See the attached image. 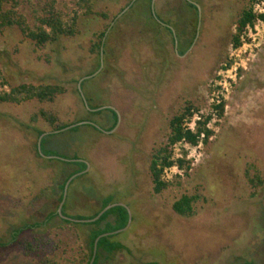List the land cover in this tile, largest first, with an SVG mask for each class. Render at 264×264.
<instances>
[{"label":"rangeland","instance_id":"1","mask_svg":"<svg viewBox=\"0 0 264 264\" xmlns=\"http://www.w3.org/2000/svg\"><path fill=\"white\" fill-rule=\"evenodd\" d=\"M50 1L20 0L19 11L33 24L34 12ZM53 1L68 17L78 0ZM131 1L90 0L92 13L79 11L78 33L43 47L18 28L0 34V67L11 86L66 89L52 102L0 104V264H43L47 257L81 264L93 227L67 225L58 216L45 224L58 211L65 179L79 168L65 162L76 159L89 166L66 182L65 216L88 217L105 198L131 213L127 230L112 231H119L113 240L124 248L103 252L98 264H264V184L254 189L248 180L255 174L264 180V26L252 36L235 24L243 9L253 11L264 0H189L196 14L185 0H153L154 15L170 30L155 19L147 23L148 0L122 17ZM117 15L100 58L92 43ZM244 31L246 45L234 52L232 35ZM223 91L220 118L210 101ZM188 101L195 107L184 125L200 113L211 117L207 127L214 134L207 143L201 136L197 146H172L175 162L162 178L179 184L157 195L151 154L167 141L169 121ZM41 109L69 125L45 135L39 151V132L51 131L42 118L31 119ZM178 159L186 163L179 167ZM196 193L206 201L194 205L192 217L172 210L183 194ZM107 221L113 225L114 218ZM34 224L40 226L12 240L16 230ZM23 239L34 240L37 249H25Z\"/></svg>","mask_w":264,"mask_h":264},{"label":"trees","instance_id":"2","mask_svg":"<svg viewBox=\"0 0 264 264\" xmlns=\"http://www.w3.org/2000/svg\"><path fill=\"white\" fill-rule=\"evenodd\" d=\"M139 0H132L126 8L122 9L120 14L122 17L127 16L130 9L136 5ZM148 8L147 13L149 14L147 23L152 24V21L155 19L156 23L163 25L159 22L158 15H154L153 10V0H148ZM190 7V9L196 13H198L196 4L192 3L189 0H185ZM21 5L20 0H0V34L3 33L4 30L8 28H18L22 35L34 42L37 46L43 47L46 44L54 43L58 41L62 37H69L74 36L78 33V21L80 18V10L86 8V13H92V4L90 0H78L76 5L77 8L73 10L72 15L68 17L65 16L62 10H59L55 7V1H50L43 7L40 11H35L33 15V24H30L27 18L19 11V7ZM153 5V6H152ZM146 8V7H145ZM100 16L107 18L105 13H100ZM119 15L115 16L111 23L107 26V29L100 31L96 35V40L93 41L91 46V52L96 53L101 58L106 55L107 50V42L108 36L107 31L110 28V33L113 31L112 24L116 21H119ZM260 18L264 21V15H260ZM256 16L253 13L250 6L243 9L242 13L236 20V26L239 31L244 29L246 25L253 24L255 21ZM154 22V21H153ZM164 26V25H163ZM166 27V26H164ZM169 29L168 27H166ZM154 30V29H151ZM170 30V29H169ZM196 32V31H195ZM232 42L235 46L239 45V36L236 34L232 35ZM101 63L99 64L100 68ZM66 92V89L62 85L58 84H31V83H23L17 86H11L9 81L4 76L1 67H0V104L4 103H11V104H21L23 102L37 100L39 102H52L54 99L62 95ZM223 101L221 104L215 106L218 109V116L220 118L224 115V104ZM195 105L191 101H188L183 106L182 110L175 114L171 120L169 121V134L167 136V141L155 148H153L150 164H149V174L153 184V192L157 195L161 194L164 190H166L169 186L176 184L178 186L179 182H171L165 181L162 178L163 171L165 168L171 167L175 161L171 160V149L172 146L178 142L186 141L192 146H197L201 141V136L203 135V142L207 143L210 137L214 134L212 130L207 127V123L211 119L210 116H202V121H197L195 130L186 129L184 127V121L187 117L192 116L193 109ZM98 112V111H96ZM115 116L116 113L114 112ZM38 118H42L50 127L51 133L54 134L55 131L60 132L65 127H68L69 124H63L56 113H52L50 111H46L41 109L40 111L36 112L33 117L31 118L32 121H35ZM114 127V126H113ZM112 127V128H113ZM96 128V127H95ZM45 133V131L39 132V135ZM44 142V138L42 139V143ZM56 159V158H54ZM60 160V159H56ZM76 164L79 168L77 172L82 171V168L86 167V163L81 161L80 159H76L74 161H66L67 164ZM179 167H182L186 162L183 159L177 160ZM189 166L187 170H189ZM73 171L69 174V176L65 179L64 183L61 186L62 193L59 197V202L63 199V191L64 186L67 180L75 174ZM187 175V171L184 173ZM184 175H179L178 178H181ZM249 183L254 189H257L264 184V180L257 174L253 177L248 176ZM203 199L206 201V198L202 197L200 194H183L180 198L175 200L172 204V210L182 216V217H192L195 214L194 205L200 200ZM111 198H105L103 203L94 214L85 217V216H78L76 219H91L94 218L104 207L112 204ZM65 204L63 205L62 212L64 214ZM1 213V211H0ZM54 216H58L62 219L64 223L67 225L81 223V221L76 222L73 220H67L62 218L58 211L55 213H51L48 215L45 224L49 222ZM113 217V225L108 222L109 217ZM129 220V213L126 207L123 206H115L108 211H106L97 221L95 222H83L93 228L89 232V252L84 251L82 253L81 264H90L91 259L93 257V249L95 240L102 234L107 232H112L122 227H125ZM104 223L103 227L100 225ZM40 224L34 225H25L23 228H20L14 232L12 235V240H15L17 235L22 232L25 228L30 227H38ZM115 234L110 236L101 237L97 244V252L95 255V259L93 264H98L101 255L104 253L112 254L117 250L123 249L124 245L120 242L114 241L113 238ZM41 243V242H40ZM25 249L28 251H34L37 249V246L34 244V240L23 239L19 242ZM63 258H56V257H47L43 264H64L62 262ZM144 264H159L157 262H146ZM240 264H251L249 261H243Z\"/></svg>","mask_w":264,"mask_h":264},{"label":"built area","instance_id":"3","mask_svg":"<svg viewBox=\"0 0 264 264\" xmlns=\"http://www.w3.org/2000/svg\"><path fill=\"white\" fill-rule=\"evenodd\" d=\"M261 5H264V2L256 3L255 6H254V9H253V13L256 16V19H255L256 23L253 22V24H248L244 28V30H248L249 34H252V36H253V34L256 35L255 32H257L259 25H263L264 26V21L260 18V15H258V16L256 15V13H258V12L261 15L264 14L263 10L260 9ZM244 35H246V31H244V33L240 35V37H239V45L238 46L232 45V48L234 49L233 50L234 52L237 51V50H241L246 45L245 44L246 41L244 39ZM233 56H234V53L232 52L231 57H233ZM218 76L219 77L222 76V72H219ZM222 85L223 84L221 82H219L217 86H219V88H222V87H224ZM224 88H225V92H227L228 89H226V87H224ZM224 98H225L224 91L223 92H218L216 95L213 96V98L210 101V104L215 107V106L221 104L224 101ZM201 114H203V113H201ZM210 114L212 116L215 115V113H210ZM202 116L203 115H200V113H197L196 115H194L192 117L191 123L184 125V127L186 129L195 130L197 121L201 120ZM202 137H203V135H202ZM183 142L187 143L186 141H181V142H178V143H183ZM187 144H189V143H187Z\"/></svg>","mask_w":264,"mask_h":264},{"label":"water","instance_id":"4","mask_svg":"<svg viewBox=\"0 0 264 264\" xmlns=\"http://www.w3.org/2000/svg\"><path fill=\"white\" fill-rule=\"evenodd\" d=\"M83 81V80H82ZM81 81V82H82ZM75 125H73V126H71V127H74ZM68 127H65L64 128V130L65 129H67ZM63 130V129H62ZM51 132H47V133H44L42 136H41V138H40V140H39V142H38V150L39 151H41V142H42V139L44 138V136L45 135H47V134H50ZM54 158H58V157H55L54 156ZM59 159V158H58ZM61 159H65V158H61ZM67 160V159H66ZM86 164H87V166H89V164L86 162ZM68 182V181H67ZM67 188H68V183H66V185H65V188H64V194H63V199H62V201L60 202V205H59V207H58V214L62 217V218H64V219H67V220H73V221H76V222H79V221H81V222H95V221H97L106 211H108L109 209H111V208H113V207H115V206H123V207H126L127 208V210H128V213H129V220H128V223H127V225L123 228V229H121V230H119V231H124V230H127L128 228H129V226H130V223H131V213H130V210L128 209V207L126 206V205H124V204H121V203H113V204H110V205H108V206H106V207H104L94 218H91V219H86V220H77V219H72V218H70V217H68V216H65L64 214H63V212H62V209H63V205H64V203H65V200H66V193H67ZM119 231H116V232H108V233H104V234H102V235H100L96 240H95V244H94V249H93V257H92V259H91V262H90V264H93V261H94V259H95V255H96V252H97V244H98V241H99V239L101 238V237H104V236H110V235H112V234H116L117 232H119Z\"/></svg>","mask_w":264,"mask_h":264}]
</instances>
